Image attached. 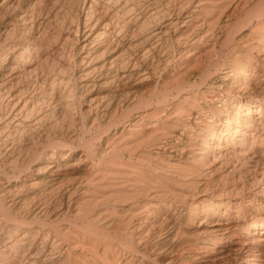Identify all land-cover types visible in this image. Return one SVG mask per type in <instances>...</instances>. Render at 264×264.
Masks as SVG:
<instances>
[{
  "label": "bare ground",
  "instance_id": "6f19581e",
  "mask_svg": "<svg viewBox=\"0 0 264 264\" xmlns=\"http://www.w3.org/2000/svg\"><path fill=\"white\" fill-rule=\"evenodd\" d=\"M73 2L55 24V0H0V264H263L264 0H224L236 15L221 24L205 14L216 0ZM253 20L255 38H236ZM162 37L177 43L168 55ZM225 46L236 55L219 73L213 53ZM159 74L162 89L139 97L135 82ZM91 87L106 94L85 107ZM155 98L156 121H130ZM113 111L105 135L96 120ZM81 169L86 178L70 181ZM23 210L39 220L75 213L95 236L38 230Z\"/></svg>",
  "mask_w": 264,
  "mask_h": 264
},
{
  "label": "rangeland",
  "instance_id": "374dc122",
  "mask_svg": "<svg viewBox=\"0 0 264 264\" xmlns=\"http://www.w3.org/2000/svg\"><path fill=\"white\" fill-rule=\"evenodd\" d=\"M64 1V2H63ZM73 1H75V0H55V5H56V12H57V15H58V19L59 20H57L56 22H55V24L58 22V21H60V19H61V17H63L64 15H65V13H66V11H69V8L68 7H71L70 5L71 4H73L74 2ZM170 0H165V3L167 4L168 2H169ZM224 0H216V2H218L219 4H216L215 5V7H211V9H209L208 11L209 12H206L205 14H206V16L207 17H209L210 19V21L212 22H214L215 23V21H217L218 19H219V23L221 24V23H223V22H225V20L227 19V17H229V16H231L232 18L234 17V15H236V13L234 14V11H233V7H232V5H233V3L231 4V5H228L229 3L228 2H223ZM222 2V3H221ZM65 3V4H64ZM225 5V6H224ZM220 6V7H219ZM59 7H61V8H59ZM72 7H73V5H72ZM221 7H223V8H221ZM232 7V8H231ZM216 8H218L217 10H216ZM66 10V11H65ZM192 10H194L193 8H189V9H187L186 11H185V13H186V15H185V17L186 16H190V14H191V11ZM190 11V12H189ZM188 12V13H187ZM208 13V14H207ZM218 18V19H217ZM213 19V20H212ZM263 19H264V17H263ZM224 20V21H223ZM256 21L257 20H253V21H251L252 23H247L245 26H243L244 28H242L241 27V29H239L238 28V30L235 32V35H236V38H242L243 39V41L244 40H248V39H251V37L252 38H255V35L254 34H256V33H254L255 32V30L254 31H252L253 29H254V26H253V22H255L256 23ZM218 22V21H217ZM182 25V24H181ZM251 26V27H250ZM64 31V30H63ZM253 33V34H252ZM63 34L64 35H68L69 34V32H67L66 31V29H65V31L63 32ZM251 34V35H250ZM257 35V34H256ZM132 37V36H131ZM249 37V38H248ZM123 38V37H122ZM163 38V37H162ZM245 38V39H244ZM164 39V38H163ZM166 37H165V39L163 40V41H160L159 39H156L155 38V40L154 41H156V42H159V44L161 43V42H163L164 44H160V46L162 45V47L163 48H160V49H163V50H161V52H163L162 53V55H165V54H167L168 55V53L170 52V53H172L173 51H172V49L174 50L175 48H172L171 46H173V47H176L177 46V43H173V45H171L170 44V47H169V44H168V42L166 41ZM56 40V41H55ZM55 40H53L51 43H48V45L47 44H45V46H44V48H43V52L44 53H47V52H51V51H53V49L54 48H57V46H58V44H59V41L57 40V39H55ZM58 41V42H57ZM50 44V45H49ZM166 44V45H165ZM164 45V46H163ZM231 46V45H230ZM230 46H225V48L226 49H224V53L221 55L220 53H219V51H217V52H215V53H213V55H214V57H213V59H215V60H218L220 57H222V59L224 60V61H222V63L220 64V67H219V73L220 72H223V71H227L228 69V66L231 64V58H232V56H235L236 55V53L235 54H232V52H234V51H230L231 50V47ZM82 46L81 45H79V47H78V50L76 49L75 51H74V53L76 54V52H77V54H76V56L79 58L80 57V55H82V53H84V52H82V48H81ZM177 48V47H176ZM133 50V49H132ZM218 50V49H217ZM227 50V51H226ZM46 51V52H45ZM126 51V50H125ZM172 51V52H171ZM78 52H80V53H78ZM82 52V53H81ZM124 52V51H123ZM124 53H126V52H124ZM79 54V55H78ZM217 55H221V56H217ZM230 57H229V56ZM227 56V58L228 59H225L224 57H226ZM230 58V59H229ZM175 60V59H174ZM50 61V60H49ZM227 61V62H226ZM50 63H52V61H50ZM230 63V64H229ZM224 64H226V66L224 65ZM229 64V65H228ZM215 72V70L213 69L212 70V74L214 75V74H216V73H214ZM217 75H220V74H218L217 73ZM215 76V75H214ZM160 74L159 75H157V76H152V77H150V79L149 78H147V80L145 79V80H139V82H135V86H134V89L136 90V92H137V95L139 96V97H150V95H152V94H154V93H156V90H160V89H162V87L164 86V84H161V82H162V80H161V78L162 77H160ZM160 79V80H159ZM264 77L262 78V81H261V83L263 84V86H261V87H264ZM148 80H150V81H148ZM141 81V82H140ZM142 81H145V82H143L142 83ZM147 81V82H146ZM138 87V88H137ZM92 88V90H87L86 92H85V94H84V97H85V99H84V97H83V101L85 100V103H84V105H85V107H86V105H88L89 103L88 102H90V99H94L95 98V95L96 96H98L97 98H101V97H103L105 94H106V92L104 91V90H99V88L100 87H98V88H93V87H91ZM91 88H89V89H91ZM91 94H90V93ZM93 92V93H92ZM97 92H100V93H97ZM105 92V93H104ZM86 93H89V94H86ZM88 96V97H87ZM92 97V98H90V97ZM90 98V99H89ZM97 98H95V99H97ZM89 100V101H88ZM158 100H160L159 98H155L154 99V103L152 104H149V105H146L145 107H141V108H138V109H136V110H133L132 111V113H133V115H132V113H131V118H130V121H132V120H134V118L136 119V118H138L137 116L139 115L140 117H143V118H145L144 120H145V122L147 121H156V119H157V117L158 116H156V115H154L155 114V108H157L158 106H159V102H158ZM162 100V99H161ZM172 101V100H171ZM173 102V101H172ZM87 103V104H86ZM163 103V102H162ZM164 104H166V103H164ZM161 105V104H160ZM163 105V104H162ZM113 110V109H112ZM111 110V111H112ZM115 110V109H114ZM153 113V114H152ZM141 114H143L142 116H141ZM118 115H120V112H116V111H113V113L111 114V115H109L108 116V118L106 117V118H101V119H98V120H96L97 121V124L98 123H101L102 125L103 124H105L104 126H105V130H104V132H103V134H109L110 136H111V134H113V131H114V129L116 128V123L114 122V118H117L118 117ZM115 116V117H114ZM112 117H114L113 118V120H112ZM129 123H126V125H128ZM125 125V126H126ZM66 128H69V127H66ZM78 127H76V128H74L75 130H78L77 129ZM122 127H120V129H121ZM74 129H73V127H71L69 130H73L74 131ZM106 131V132H105ZM82 133V132H81ZM84 133H86V132H83L82 133V136H84V135H87L88 136V134H84ZM102 134V135H103ZM105 135H103V138L102 139H105ZM53 140H54V142H58L60 139H59V137L58 136H55V135H53L52 137H51ZM101 139V140H102ZM104 140H102V143H104L105 144V141L103 142ZM99 143V140H95L94 141V145L95 146H97V144ZM77 144V146L79 145L78 143H76ZM76 144L74 145L75 147H77L76 146ZM37 148H39V149H43V147L44 146H42L43 144L42 143H38L37 142ZM81 148H84V149H82V151L85 153V154H87L88 153V149L87 148H85V147H83V146H80ZM51 149H56V148H51ZM58 149V148H57ZM87 150V151H86ZM155 150H158V149H155ZM260 150V151H259ZM264 148H262V149H260L259 147L257 148V152H258V154L259 155H262L264 152ZM138 152H141V150L140 149H138L137 151H135V153L136 154H138ZM161 161H163V159H161ZM86 164H88V162L86 163ZM84 170H78V171H75L74 173H73V175L71 174V177H69V180L71 181V180H73L72 182H74V181H79V180H82V179H84V178H86V173H85V171L83 172ZM221 171H223V170H218L217 171V175H220V177L222 176V175H224V174H222V172ZM218 172H220V173H218ZM252 174H249V175H247L248 176V178L251 176ZM74 176V177H73ZM188 178V177H187ZM186 178V179H187ZM184 180V179H183ZM182 181V180H181ZM180 181V182H181ZM235 181L237 182V179H235ZM231 182H233V179H232V181ZM182 183V182H181ZM257 183L255 182H251L250 183V185L249 186H247L246 187V189H247V191H249L248 193H256V192H258L259 190H260V188H259V186H260V184L259 185H256ZM177 188H178V191H180V192H183V191H185V192H187V191H189L188 190V187H184V186H180V185H178L177 186ZM182 190V191H181ZM246 191V192H247ZM190 192V191H189ZM235 193V192H234ZM238 194H240V192L238 193ZM235 195H236V193H235ZM262 195V194H261ZM264 195V194H263ZM172 195L170 194L168 197L170 198ZM139 198H141L142 200H143V202L144 201H150L151 199H150V197H145V198H143V195H141V197L140 196H138V199ZM133 199V198H132ZM130 200V197H128V198H126V200H124V201H119V202H117L116 203V205L118 206V208H120V207H124V208H127L128 207V205L129 204H131L132 203V201H134V200ZM140 199V201H142ZM145 199V200H144ZM249 200L251 201V202H249ZM253 201H252V199H248V200H245V203H244V206H242V208H244V210H246V209H248V210H246L247 211V215L249 216V218L252 216V215H255L256 213H254V212H252L251 211V209L253 208V206L255 205V204H257L258 203V198H257V202L256 201H254V202H256L255 204H254V202L252 203ZM100 206V207H99ZM99 206L97 205L96 207H95V210H93L92 212H91V214L89 215V217L90 218H92L93 217V219H95L96 217H97V214H100V212H103L105 209H106V206L103 204H99ZM251 211V212H250ZM18 213H20V212H18V211H15L14 212V214L15 215H18ZM25 213V215H23V217H25L26 218V223H28V224H30L31 225V227H33V228H36V229H38V230H41V231H44V232H47V233H52V234H55L56 232H61V234L62 233H65L67 230H68V228H70L71 226L72 227H75L76 226V229L77 230H79V231H81V232H83L84 234H85V236L86 237H94L95 235H94V233L92 232V231H89L88 230V219H83V218H80V216H78L77 217V219H75V221H74V215H75V213H73L72 215H65L64 213H57V214H54V215H52L50 218H45V220H43L44 218H41V220H39V219H36V218H34V215H32V216H30L29 217V215L28 214H26V211L25 210H23V214ZM174 213V211L173 212H171V214H173ZM58 214H60V215H58ZM63 215V216H62ZM0 217H1V219H3V221H5V220H7V218L6 217H4V214L1 212L0 213ZM254 216H252V218H253ZM24 218V219H25ZM13 219L14 218H12V219H10L9 221L11 222V223H13L14 221H13ZM18 220H21V218L20 217H18ZM39 222V223H38ZM41 222V223H40ZM76 223V224H75ZM74 225V226H73ZM202 230V229H201ZM200 229L199 230H195V228H193L192 229V233H191V237H200V231H201ZM252 231H254V229H252ZM258 231H261V229L259 228V230ZM114 233H112L111 234V238H114ZM59 241L61 242V243H66V241H65V238L63 237L62 238V236L61 235H59ZM110 238V236H108V238L107 239H109V240H112ZM260 259L261 260H263L264 259V255H262V257H260ZM99 262H102V258L100 259V261ZM263 262V264H264V261H262Z\"/></svg>",
  "mask_w": 264,
  "mask_h": 264
}]
</instances>
